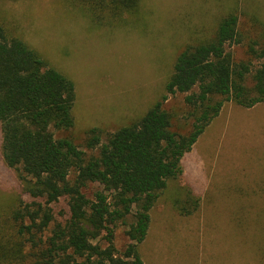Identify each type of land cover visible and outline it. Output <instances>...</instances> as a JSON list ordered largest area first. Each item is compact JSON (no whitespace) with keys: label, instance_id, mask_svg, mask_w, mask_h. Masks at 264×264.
<instances>
[{"label":"trees","instance_id":"trees-1","mask_svg":"<svg viewBox=\"0 0 264 264\" xmlns=\"http://www.w3.org/2000/svg\"><path fill=\"white\" fill-rule=\"evenodd\" d=\"M64 1L98 27L141 23V0ZM1 19L0 152L17 172L21 195L8 212L0 207V264H144L138 247L150 227V210L181 175L182 157L226 102L245 108L264 103V27L246 40L239 16L224 15L210 37L184 45L164 93L139 118L104 142L97 127L88 130L85 145L98 150L87 155L70 137L56 136L74 125V82ZM237 45L246 46L247 60L234 56ZM177 93L185 94L189 108L187 131L173 128L174 114L164 106ZM89 183L100 187L91 198L83 192ZM183 189L188 198L183 204L175 198L173 205L188 215L192 197ZM60 199L67 211L58 220L52 204ZM197 201H191L193 210ZM129 216L128 243L119 251L115 229ZM11 218L19 222L15 233Z\"/></svg>","mask_w":264,"mask_h":264},{"label":"rangeland","instance_id":"rangeland-1","mask_svg":"<svg viewBox=\"0 0 264 264\" xmlns=\"http://www.w3.org/2000/svg\"><path fill=\"white\" fill-rule=\"evenodd\" d=\"M230 12L239 16L246 40L263 32L264 0H141V23L135 27L131 21L95 26L64 0H0L1 20L74 82V125L56 136L70 137L87 155L98 150L86 147L88 130L97 127L104 142L139 118L164 93L184 45L210 37ZM232 52L237 60L249 58L245 45ZM184 96L169 95L164 103L174 114L173 128L180 131L189 127ZM181 165V175L150 210V227L138 247L144 264H264V103L245 108L226 102ZM183 187L192 197L188 215L173 205L175 198L182 204L188 198ZM99 188L89 183L83 192L91 198ZM20 195L17 172L6 166L0 152V207L8 212ZM52 209L56 219H63L66 201L60 199ZM131 219L115 229L119 251L128 243L125 231ZM11 220L15 233L19 222ZM47 235L48 230L42 238Z\"/></svg>","mask_w":264,"mask_h":264},{"label":"crops","instance_id":"crops-1","mask_svg":"<svg viewBox=\"0 0 264 264\" xmlns=\"http://www.w3.org/2000/svg\"><path fill=\"white\" fill-rule=\"evenodd\" d=\"M258 104H262V103H258ZM256 105H257V104H256ZM256 105H254V106H256ZM254 106H253V107H254ZM251 108H252V107H251ZM221 111H222V109H221ZM191 149H192V148H191Z\"/></svg>","mask_w":264,"mask_h":264}]
</instances>
